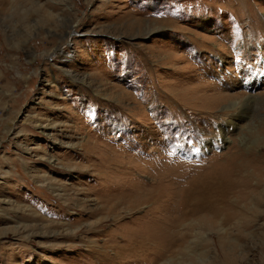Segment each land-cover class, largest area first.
<instances>
[{
    "label": "rangeland",
    "instance_id": "1",
    "mask_svg": "<svg viewBox=\"0 0 264 264\" xmlns=\"http://www.w3.org/2000/svg\"><path fill=\"white\" fill-rule=\"evenodd\" d=\"M235 145L264 156V0H0V264H264V178L184 205Z\"/></svg>",
    "mask_w": 264,
    "mask_h": 264
},
{
    "label": "bare ground",
    "instance_id": "2",
    "mask_svg": "<svg viewBox=\"0 0 264 264\" xmlns=\"http://www.w3.org/2000/svg\"><path fill=\"white\" fill-rule=\"evenodd\" d=\"M229 105L230 106H227L228 110L223 113L228 117V119L225 121L227 126L231 128H238L239 131L242 127H245V130H248L249 127L242 124L247 120V112L245 110L246 104L242 103L241 101L231 100ZM234 114L239 119L238 123H234L231 119ZM242 115L244 116L242 117ZM247 154L248 155L244 154L243 152L241 153L235 145L228 153H225L224 155H218L214 160H212V163L214 164V174L210 176L208 175L207 178H203L200 181L201 184L197 187V189L195 191L192 190L193 192L189 193L187 200L185 202L183 201L185 206L190 205V208H188L190 213L193 215H201V217H206L209 215L217 218L222 215V212L224 211L225 206L229 204L228 201L232 195H241L246 191H251V188L254 185H258V183L262 182V179L264 178V156L254 158L252 154ZM221 158H227L228 162L222 165L218 164V159ZM261 158H263V160ZM200 171L202 170L200 169ZM253 181L255 182L254 184H252ZM147 197H151V195H148ZM136 204L138 205L139 203L134 202L130 204L131 208H136ZM183 211L186 214V208H183ZM183 214L180 211L179 216L173 217V215L172 220L170 222H166L168 224L166 226L167 246L175 243L173 239V226L176 224L175 221L179 223L178 221L182 218ZM176 215H178V213H176ZM162 234H165V231L162 232V230H160L157 234L154 233L147 237L143 235L140 237L142 239L136 240V243L141 244L147 251L154 250L156 249L155 247L158 245V243L162 240ZM163 243H165V241H163ZM141 245L139 246L141 247ZM167 246L166 248H168ZM154 253L157 255V258L161 257L162 253Z\"/></svg>",
    "mask_w": 264,
    "mask_h": 264
}]
</instances>
